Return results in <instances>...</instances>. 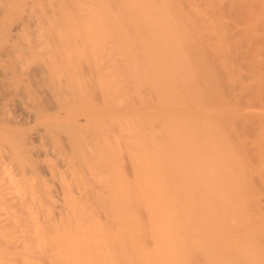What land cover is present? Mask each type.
Instances as JSON below:
<instances>
[{"label": "bare ground", "instance_id": "obj_1", "mask_svg": "<svg viewBox=\"0 0 264 264\" xmlns=\"http://www.w3.org/2000/svg\"><path fill=\"white\" fill-rule=\"evenodd\" d=\"M0 264H264V0H0Z\"/></svg>", "mask_w": 264, "mask_h": 264}]
</instances>
